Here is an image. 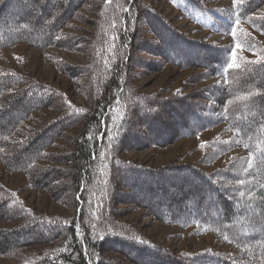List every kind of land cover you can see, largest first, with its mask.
<instances>
[{"label": "trees", "instance_id": "obj_1", "mask_svg": "<svg viewBox=\"0 0 264 264\" xmlns=\"http://www.w3.org/2000/svg\"><path fill=\"white\" fill-rule=\"evenodd\" d=\"M170 1L232 39L194 37L151 0H0V52L25 44L87 57L74 64L49 56L86 103L0 64L2 173L27 177L18 188L0 181V220L16 222L0 226V257L14 264H264V0ZM167 66L194 69L184 83L198 87L137 84ZM44 111L56 116L31 126ZM220 125L226 137L196 146L195 161L155 166L123 156ZM223 156L224 165L208 169ZM30 189L46 190L69 213L39 212L23 195ZM139 210L194 235L211 233L235 251L172 249L124 220Z\"/></svg>", "mask_w": 264, "mask_h": 264}, {"label": "rangeland", "instance_id": "obj_2", "mask_svg": "<svg viewBox=\"0 0 264 264\" xmlns=\"http://www.w3.org/2000/svg\"><path fill=\"white\" fill-rule=\"evenodd\" d=\"M151 1L158 8L164 10L168 16L174 18L178 25L194 37H204L207 40L219 43H225L232 39L231 35L216 33L207 27L208 25H203V21H210L206 20L199 13H194V17H189L170 0ZM225 3L224 1L209 2L210 5ZM51 55L66 59L74 64H82L87 61V57L84 55H74L57 48L41 51L30 48L25 44H18L0 52V64L20 72L34 74L41 81L53 83L63 88L77 103H86L83 90L76 88L71 80L56 72L55 66L49 57ZM249 56L255 57L256 55L249 54ZM194 71V69L179 70L173 66H167L162 72L150 74L138 79L137 84L143 86L146 91H152L166 83H168L170 89H179L182 87L194 88L198 86L184 83V80ZM219 79L220 78L212 79L208 83L218 81ZM53 116H56V113L44 111L38 114L37 119L32 120L30 124L31 126H36L40 120ZM223 127L224 125H220L213 129L206 130L198 136L180 140L163 150L151 148L146 151H130L123 154V156L128 159H135L155 166L162 165L171 160L195 161L201 155L199 150L195 151L196 146L215 136L226 137L220 135V131ZM227 159L228 156L221 157L215 164L209 166L208 169H215L224 165ZM0 181L10 188H18L27 183V177L23 173H2V165L0 164ZM23 195L27 197L29 204L34 206L39 212L47 211L51 214L59 215L69 213L61 203L51 199L46 190L30 189L23 192ZM124 220L136 223L144 233L177 251L188 250L197 252L204 249L235 251L231 244H220L211 233L194 235L191 234L190 229H180L175 225L156 222L149 217H145L141 210L125 217ZM15 224L16 222L14 221L0 220V226L3 227H13ZM0 264H14V259L9 256L0 257Z\"/></svg>", "mask_w": 264, "mask_h": 264}]
</instances>
